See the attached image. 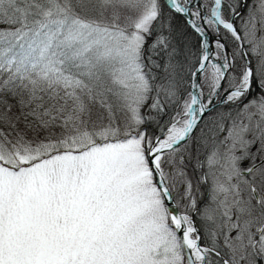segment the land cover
Returning a JSON list of instances; mask_svg holds the SVG:
<instances>
[{
  "label": "snow or ice",
  "instance_id": "1",
  "mask_svg": "<svg viewBox=\"0 0 264 264\" xmlns=\"http://www.w3.org/2000/svg\"><path fill=\"white\" fill-rule=\"evenodd\" d=\"M0 264H264V0H0Z\"/></svg>",
  "mask_w": 264,
  "mask_h": 264
},
{
  "label": "trees",
  "instance_id": "2",
  "mask_svg": "<svg viewBox=\"0 0 264 264\" xmlns=\"http://www.w3.org/2000/svg\"><path fill=\"white\" fill-rule=\"evenodd\" d=\"M178 22H182V18H178ZM151 42V41H150ZM221 107H223V106H221Z\"/></svg>",
  "mask_w": 264,
  "mask_h": 264
}]
</instances>
